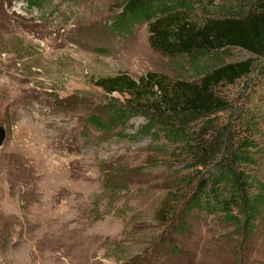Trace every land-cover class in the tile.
Masks as SVG:
<instances>
[{
  "label": "rangeland",
  "instance_id": "rangeland-1",
  "mask_svg": "<svg viewBox=\"0 0 264 264\" xmlns=\"http://www.w3.org/2000/svg\"><path fill=\"white\" fill-rule=\"evenodd\" d=\"M256 2L211 0L207 14L237 16ZM118 5L0 0V264H264V201L248 231L238 203L230 211L217 205L231 190L213 181L212 164L194 166L192 145L167 142L157 127L144 132L139 115L109 132L86 124L89 113L105 118L109 100L97 78L150 72L189 81L244 57L233 48L212 58L159 53L144 23L127 33L109 26ZM198 8L183 10L197 22ZM263 69L264 56L248 77L220 86L228 108L211 116V139L223 142L219 158L241 173L248 196L264 194L254 184L264 181ZM234 129L246 145L231 141ZM200 181L209 205L191 199Z\"/></svg>",
  "mask_w": 264,
  "mask_h": 264
},
{
  "label": "trees",
  "instance_id": "trees-1",
  "mask_svg": "<svg viewBox=\"0 0 264 264\" xmlns=\"http://www.w3.org/2000/svg\"><path fill=\"white\" fill-rule=\"evenodd\" d=\"M22 1L27 7L38 6V0ZM116 1H119L118 13L109 26L116 32L127 33L130 27L144 23L148 44L159 53L167 56L185 55L194 59L202 55L212 58L233 48L243 52L244 57L233 63L213 64L199 77L189 81L171 80L150 72L136 80L124 74L97 78L94 85L109 100L101 107L105 118L101 117L102 114L89 113L85 117L86 124L95 131L109 132L117 125H123L132 115H139L146 120L144 132L148 133L157 127L167 142L192 145L195 149L194 166L205 168L212 164L215 172L213 181H224L232 192L225 201L217 200V205L222 210L230 211V206L238 203V211L244 217L243 228L249 231L258 207L264 201V194H241L242 188H247L248 184L241 180V173L230 165V160L219 158L223 142L211 139L210 135L217 127L211 116L228 108L227 100L218 96V88L248 77L255 61L264 56V0H257L248 12L220 17L208 16L207 7L211 0ZM194 5L199 7L204 16L197 22L189 19L187 11L183 10L194 8ZM262 86L264 83L257 84L259 88ZM112 94L118 98L113 99ZM241 116L242 112L239 111L234 117L235 125H241ZM183 117H195L197 121L194 127L179 126L180 118ZM231 141L239 147L248 143L247 137L241 136L237 130L232 133ZM261 181L254 184L260 189L259 192L264 193V181ZM205 185L204 181H200L191 198H195L197 204L200 197H203V205L210 203ZM210 192L216 200L217 196ZM168 211L173 213L175 209L170 208ZM163 212L159 209L157 213Z\"/></svg>",
  "mask_w": 264,
  "mask_h": 264
},
{
  "label": "water",
  "instance_id": "water-1",
  "mask_svg": "<svg viewBox=\"0 0 264 264\" xmlns=\"http://www.w3.org/2000/svg\"><path fill=\"white\" fill-rule=\"evenodd\" d=\"M3 137H4V131H3L2 128H0V143H1L2 139H3Z\"/></svg>",
  "mask_w": 264,
  "mask_h": 264
},
{
  "label": "clouds",
  "instance_id": "clouds-1",
  "mask_svg": "<svg viewBox=\"0 0 264 264\" xmlns=\"http://www.w3.org/2000/svg\"><path fill=\"white\" fill-rule=\"evenodd\" d=\"M25 3V2H24ZM26 5V4H25Z\"/></svg>",
  "mask_w": 264,
  "mask_h": 264
}]
</instances>
